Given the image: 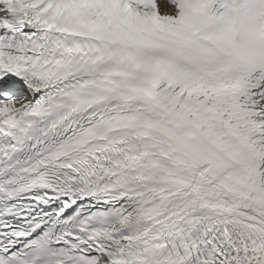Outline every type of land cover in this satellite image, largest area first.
I'll return each mask as SVG.
<instances>
[{
  "label": "snow or ice",
  "instance_id": "snow-or-ice-1",
  "mask_svg": "<svg viewBox=\"0 0 264 264\" xmlns=\"http://www.w3.org/2000/svg\"><path fill=\"white\" fill-rule=\"evenodd\" d=\"M0 0V264H264V0Z\"/></svg>",
  "mask_w": 264,
  "mask_h": 264
}]
</instances>
